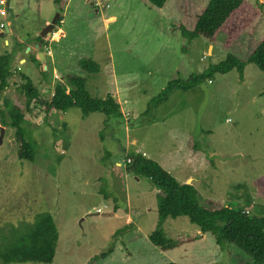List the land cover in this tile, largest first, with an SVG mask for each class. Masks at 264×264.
I'll use <instances>...</instances> for the list:
<instances>
[{"label":"rangeland","instance_id":"rangeland-1","mask_svg":"<svg viewBox=\"0 0 264 264\" xmlns=\"http://www.w3.org/2000/svg\"><path fill=\"white\" fill-rule=\"evenodd\" d=\"M54 1L8 0V52L45 20L64 18L62 39L43 40L53 62L47 57L40 66L30 61L35 49L20 50L14 70L32 78L43 103L67 75L82 76L92 95L115 98L124 118L103 112L84 117L78 107L48 112L36 101L26 111L19 86L24 81L19 74L9 79L2 97L25 112L23 127L36 155L34 161L18 157L15 129L0 116V229L49 212L59 231L51 263L9 264H251L235 245L220 250L214 236L186 216L161 221L162 189L131 171L127 157L155 160L179 182L192 184L201 205L264 216V190L256 184L264 176V71L247 63L264 39V7L227 48L223 35L214 42L182 36L181 27L192 31L210 0H168L163 8L147 0H59V7ZM2 42L0 35V53ZM228 55L245 63L243 77L237 69L216 74L188 91H174L145 114L169 81L200 74ZM84 58L98 62L99 72L81 69ZM54 69L59 79H53ZM158 229L180 245L154 246L150 235ZM102 253L108 254L94 260Z\"/></svg>","mask_w":264,"mask_h":264},{"label":"trees","instance_id":"trees-1","mask_svg":"<svg viewBox=\"0 0 264 264\" xmlns=\"http://www.w3.org/2000/svg\"><path fill=\"white\" fill-rule=\"evenodd\" d=\"M147 1L158 8H163L168 0ZM261 7L263 8L261 3L254 4L247 0H210L198 16L192 31L181 27L182 36L188 40L204 37L214 42L223 35L224 45L230 48L240 34L257 18ZM34 40L40 46L44 43L41 36H37ZM20 49L24 51L26 47L16 43L13 51L0 56V98L9 87V79L13 74H19L21 81H24L19 86L26 97L25 110L31 111L33 101L41 102L40 92L29 76L14 70L13 60ZM29 53L30 57L33 55L34 58L35 54ZM34 61L41 65L37 55ZM247 63H253L264 71V39L249 55ZM78 65L86 72L96 73L100 70L98 62L92 58L80 59ZM244 67L245 63L236 56L228 55L225 60L211 65L200 74H192L187 79L178 76L169 81L167 86L151 99L145 114L168 101L174 91H188L207 80H212L216 74H226L237 69L243 77ZM86 84V79L82 76L67 75L66 83L56 84L52 97L41 103L48 112H67L73 107H78L84 117L92 112H103L108 116L124 118L121 105L115 98L110 94L106 98L94 96ZM2 103L1 122L4 126L15 129L19 142L18 157L21 160L34 161L36 144L27 136L23 127L26 120L25 112L10 98L5 97ZM129 159L131 171L147 177L155 186L162 189L163 195H160L158 200L161 221L186 216L191 223L199 227L202 233H211L220 250L224 251L227 246L235 245L250 256L251 264H264V216L248 215L243 209L229 206L214 209L201 205L198 192L192 184L179 182L155 160L143 154L130 155L127 157V160ZM256 184L264 190V176L258 178ZM1 229L0 231H3V228ZM58 239L59 231L49 212L36 214L31 222H24L18 226L10 225L8 230L0 232L1 264L51 263L55 257ZM150 241L162 250L173 249L180 245L179 241L167 238L160 229L150 235ZM107 254L102 253L94 260L104 258Z\"/></svg>","mask_w":264,"mask_h":264},{"label":"crops","instance_id":"crops-1","mask_svg":"<svg viewBox=\"0 0 264 264\" xmlns=\"http://www.w3.org/2000/svg\"><path fill=\"white\" fill-rule=\"evenodd\" d=\"M59 0H55L54 2L58 5V7H59V3L60 2H58ZM259 2H261V3H263L264 4V2H263V0H258ZM251 2V1H250ZM252 3V2H251ZM255 3H258L257 2V0L254 2V4ZM166 5V4H165ZM263 7H264V5H263ZM264 11V10H263ZM58 15V14H57ZM57 15H56V17H57ZM53 18V20L54 19H56L57 21H58V18ZM59 19H61L62 21H61V23L59 24V25H57V26H55V29H54V31H57L55 34H50V35H48V37H51V39H50V41H59V40H61L62 39V37L64 36V30H63V28H62V25H63V23H64V18L62 17V16H59ZM53 20H45L41 25H40V28L37 30V31H35V37L34 36H29L31 39H29V40H27V41H24L23 39H21L20 38V41H19V44L20 45H22V47H28V46H30L31 48H33V49H35L36 50V53H35V55H34V58H35V56L37 55V57H39V53L40 52H43L44 53V61H42V62H46V60H47V57H52V51L50 50V48H49V43H48V45L47 44H45V46H46V49H47V53H45V51H43V48H44V43H43V45H39L38 43H36L35 42V38L37 37V36H40V33L43 31V29H44V27H46V25H48V24H50V23H52V21ZM55 20V21H56ZM60 21V20H59ZM57 27V28H56ZM9 29H10V26H9ZM5 33H7L6 32V30H5V32H0V35L3 37V48L1 49L2 50V52L0 53V56L1 55H3V54H5V53H7L8 52V50H9V48H6L5 47V45H8L9 44V46H11V43H10V40H8L7 38H6V35H5ZM9 33H12V30L10 29V32ZM13 34H15V33H13ZM11 35V37H14L15 35ZM57 35L59 36V37H57ZM6 38V39H5ZM33 38V39H32ZM28 39V38H27ZM44 39V38H43ZM29 41L31 42V43H29ZM21 47V46H20ZM21 50V49H20ZM20 50H18V52L20 51ZM32 50V49H31ZM49 51L51 52L50 54H49ZM17 52V53H18ZM17 55V54H16ZM16 57V56H15ZM34 58H33V55L30 57V61H32L33 63H37V62H35L34 61ZM51 60H52V62H53V58H51ZM24 61V64H26V57H24V58H21V60H20V62H23ZM40 62H41V60H40ZM23 64V63H22ZM41 65H43L42 63H41ZM40 65V66H41ZM20 68L21 67H19V69L18 70H20ZM47 68H48V66L46 65V64H44V66L42 67V69L45 71V70H47ZM17 70V69H16ZM19 72H22V71H19ZM54 73V75H53V79H55V76H57L58 77V79L62 76L61 75V73L59 72V70L58 69H54V71H53ZM27 75V74H26ZM27 76H29V75H27ZM48 75H46V76H44V77H47ZM30 77V76H29ZM31 78V77H30ZM32 79V78H31ZM35 85V84H34ZM36 86V85H35ZM38 88V87H37ZM39 90V89H38ZM40 92V91H39ZM53 92H54V88H53ZM52 95H53V93L51 94V97H52ZM4 98L5 97H2V102H3V100H4ZM40 98H41V93H40ZM2 102H1V104H0V107L2 108L3 106H2ZM122 108V107H121ZM50 112H52V111H50ZM0 127L2 128L3 126H1V123H0ZM118 165H120V163L118 162Z\"/></svg>","mask_w":264,"mask_h":264},{"label":"built area","instance_id":"built-area-1","mask_svg":"<svg viewBox=\"0 0 264 264\" xmlns=\"http://www.w3.org/2000/svg\"><path fill=\"white\" fill-rule=\"evenodd\" d=\"M8 0H0V31L5 32L4 30L6 29V27L8 26ZM59 23L56 24L59 25L61 23V19H59ZM57 28V27H56ZM55 29V27H54ZM53 31L51 32L52 34H55L57 31ZM51 52L49 51V54ZM58 77L55 76V79H57ZM128 162H130V159L127 160Z\"/></svg>","mask_w":264,"mask_h":264},{"label":"water","instance_id":"water-1","mask_svg":"<svg viewBox=\"0 0 264 264\" xmlns=\"http://www.w3.org/2000/svg\"><path fill=\"white\" fill-rule=\"evenodd\" d=\"M56 18H59V16L57 15ZM55 20H56V19H54V20L52 21V23H50V24L46 25V27H44L43 31L40 33V36H41V37L44 38V37H46V36H48V35L51 34V32H52L53 29H54V24H55V22H56ZM6 32H7V33L10 32V29H9L8 26L6 27ZM30 50H31V47L28 46V47L26 48V52L28 53ZM39 59H40L41 61H44V53H43V52H40V53H39ZM2 133H4V127H2Z\"/></svg>","mask_w":264,"mask_h":264},{"label":"flooded vegetation","instance_id":"flooded-vegetation-1","mask_svg":"<svg viewBox=\"0 0 264 264\" xmlns=\"http://www.w3.org/2000/svg\"><path fill=\"white\" fill-rule=\"evenodd\" d=\"M59 21V20H58ZM58 21L56 20L55 24H54V27L56 26V24L58 23Z\"/></svg>","mask_w":264,"mask_h":264},{"label":"clouds","instance_id":"clouds-1","mask_svg":"<svg viewBox=\"0 0 264 264\" xmlns=\"http://www.w3.org/2000/svg\"><path fill=\"white\" fill-rule=\"evenodd\" d=\"M59 20V19H58ZM47 37V36H46Z\"/></svg>","mask_w":264,"mask_h":264}]
</instances>
